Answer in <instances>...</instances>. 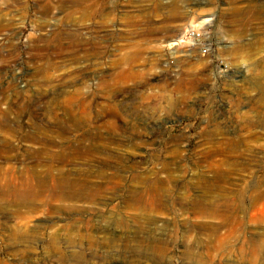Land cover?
Segmentation results:
<instances>
[{"label": "rangeland", "instance_id": "obj_1", "mask_svg": "<svg viewBox=\"0 0 264 264\" xmlns=\"http://www.w3.org/2000/svg\"><path fill=\"white\" fill-rule=\"evenodd\" d=\"M191 26L207 54L179 42ZM72 114L92 121L70 131ZM36 131L63 148L104 135L101 154L34 158ZM0 152V264H264V0H0ZM27 172L44 188L24 221ZM55 173L100 191L68 198Z\"/></svg>", "mask_w": 264, "mask_h": 264}, {"label": "bare ground", "instance_id": "obj_2", "mask_svg": "<svg viewBox=\"0 0 264 264\" xmlns=\"http://www.w3.org/2000/svg\"><path fill=\"white\" fill-rule=\"evenodd\" d=\"M49 19V18H48ZM50 20V19H49ZM49 26V25H48ZM66 37V36H65ZM64 43V42H63ZM89 65V64H88ZM79 77V76H78ZM86 78V77H85ZM84 78V79H85ZM82 82H83V80H81ZM76 82V81H75ZM74 82V83H75ZM67 84V83H66ZM79 84V83H78ZM80 84H81V82H80ZM102 83H100V85H101ZM64 85H65V83H64ZM63 85V86H64ZM68 85V84H67ZM99 85V84H98ZM99 85V87L100 88H98V89H100L101 91H104L103 89H101V87L103 86H100ZM81 86V85H80ZM108 86V85H107ZM51 87H53V86H51ZM103 87H105L106 88V90H107V87L106 86H103ZM77 88V87H76ZM75 88V89H76ZM91 88L89 87V90H90ZM62 90V89H61ZM70 90V89H69ZM83 90V89H82ZM68 91V90H67ZM71 91V90H70ZM79 91V90H78ZM85 91V90H84ZM88 91V90H87ZM50 92H52V91H50ZM55 92H56V88H55ZM81 92V91H80ZM89 94V93H88ZM39 95V94H38ZM74 95L76 96V95H78L77 94V92L76 93H74ZM81 95V94H80ZM84 94H82V96H83ZM44 96H46L45 94H44ZM58 96V95H57ZM69 96H70V93H69ZM73 95H71V98H70V103L71 104H78V107L80 108V109H82V110H85V111H87L88 109H87V105H86V103H85V100H82V99H79L78 97H72ZM19 97V96H18ZM48 97V96H47ZM54 97V96H53ZM40 98V97H39ZM46 99V98H45ZM68 101V102H69ZM65 103H67V101L65 102ZM67 104H69V103H67ZM70 104V105H71ZM103 104V103H102ZM65 105V104H64ZM94 105V104H93ZM99 105H101V104H99ZM68 107H69V105H67ZM104 106V105H103ZM71 107V106H70ZM69 107V108H70ZM75 107V106H74ZM107 108V107H106ZM9 109V108H8ZM13 109V108H12ZM47 109H48V107H47ZM10 110V109H9ZM64 110V109H63ZM71 110V109H70ZM6 111H8V110H6ZM47 111V110H46ZM49 111H50V109H49ZM48 111V112H49ZM68 111V110H67ZM67 111H65L64 113H67ZM9 112V111H8ZM71 112H73V111H71ZM89 112V111H88ZM50 113V112H49ZM104 114V113H103ZM67 115V114H66ZM70 115H71V113H70ZM73 116H69V120H67L66 119V121L70 124H68V126H70L69 128H70V131H77V128L80 126V125H82V124H84V122H85V124L87 123H89V121H92V120H90V119H87V118H77L76 117V114L74 115V114H72ZM80 115H82V114H80ZM85 115V114H84ZM83 115V116H84ZM89 115V114H88ZM105 115V114H104ZM48 116V115H47ZM50 116H52V115H50ZM56 116V115H55ZM55 116H53V118H52V120L53 121H51V122H53V123H55V124H57V117H55ZM58 116V115H57ZM106 116V115H105ZM60 117V116H59ZM66 117V116H65ZM115 118V117H114ZM50 120H51V118H50ZM59 120V119H58ZM61 120H62V122L64 121L63 119H62V117H61ZM60 120V121H61ZM101 120V119H100ZM66 121H65V126H66ZM3 122H5V121H3ZM113 122V121H112ZM12 123V122H11ZM64 123V122H63ZM102 123V122H101ZM45 124V123H44ZM110 124H111V122H110ZM9 125H10V123H9ZM57 125H59V124H57ZM64 125V124H63ZM89 125V124H88ZM113 125V124H112ZM102 126V125H101ZM101 126H99V127H101ZM106 126V125H105ZM7 127V126H6ZM58 127V126H57ZM95 127V126H94ZM115 127V126H114ZM113 127V128H114ZM46 128H47V126H46ZM51 128H53V127H51ZM93 128V127H92ZM106 128H108V127H106ZM106 128H105V130H106ZM4 129H5V127H4ZM7 129H8V127H7ZM50 129V128H49ZM60 129V128H59ZM58 129V130H59ZM80 129V128H79ZM94 129V128H93ZM115 129V128H114ZM33 130H35V129H33ZM51 130V129H50ZM57 130V129H56ZM57 130V131H58ZM61 130V129H60ZM59 130V131H60ZM103 131V128L102 129H100V131ZM43 131V130H42ZM53 131V130H52ZM101 131V132H102ZM11 132V131H10ZM3 133V132H2ZM2 133H1V136H2ZM9 133V132H8ZM46 133H48V132H46ZM53 132H51V134H52ZM55 133V132H54ZM57 133V132H56ZM62 133H63V131H62ZM3 134H5L6 135V137H8L9 135L8 134H6V133H3ZM11 134V133H10ZM14 134V133H13ZM50 134V133H49ZM48 134V135H49ZM50 134V135H51ZM105 134V133H104ZM52 135H54V134H52ZM57 135V134H56ZM4 136V135H3ZM67 136H68V134H67ZM74 136V135H73ZM104 136V135H103ZM103 136L101 135V134H98V135H96L95 137H92V136H86V135H84L81 139H79L78 141H76L77 142V146L76 147H74V144H73V141H67V140H65V143H67L68 144V146H66L65 148H63V144L61 145V146H58L57 145V141H56V139L53 137V138H49V137H46V135L44 136L41 132H39V131H36V132H34L32 135H28L27 136V141H29V142H31L32 144H38V145H40L41 146V148L39 149V151H34L35 153H34V158L36 157H41V156H46L47 157V159H49V161H51V162H56L57 163V160L58 161H60V162H66V161H69V162H73V163H78V162H80V163H85V164H87V165H90V163L95 159V158H97L100 154H101V152L99 151V150H97L96 149V147H93V145L94 144H90V143H88L89 141H99V143L101 142V141H103ZM57 137V136H56ZM14 138V137H13ZM25 138V137H24ZM58 138H60V136L58 137ZM57 138V139H58ZM10 139V138H9ZM64 139V138H63ZM62 139V140H63ZM7 140V139H6ZM5 140V141H6ZM12 140V139H11ZM62 140H60V141H62ZM25 141V140H24ZM59 141V140H58ZM14 142V141H13ZM64 142V141H63ZM5 144V143H4ZM3 144V145H4ZM59 144V143H58ZM27 145V144H26ZM5 146H6V148L8 149V150H10V151H12V145L11 144H9V145H6L5 144ZM33 147V146H32ZM57 149H59V151L57 150ZM5 150V149H4ZM16 150V149H15ZM2 151V150H1ZM57 151H58V155H57ZM1 153V152H0ZM2 153H5V151L3 152L2 151ZM103 155V154H102ZM14 158V157H13ZM20 158H21V156H20ZM43 158V157H42ZM19 159V158H18ZM43 160V159H42ZM41 160V161H42ZM22 161V160H21ZM37 161V160H36ZM96 161V160H95ZM38 162H39V159H38ZM97 163H98V161H96ZM40 163V162H39ZM93 163V162H92ZM95 164V163H94ZM107 165V164H106ZM73 166H75L74 164H73ZM83 166H85V165H83ZM105 166V165H104ZM103 166V167H104ZM98 167V166H97ZM92 168H94V166H92ZM92 170V169H91ZM100 170V169H99ZM52 172H54V170L52 169V168H50V170H49V174H51ZM81 172V171H80ZM83 172V171H82ZM87 172V171H86ZM91 172V171H90ZM104 172V171H103ZM109 172V171H108ZM112 172V171H111ZM155 172H157V171H155ZM57 173V172H56ZM53 174L52 175V178H53V181H54V184H55V189L57 190V186H58V188L59 189H69V190H71L70 192H68V198H78V199H80V198H93L94 196H97L98 194V192L100 191V189L99 188H94V187H91V185H89V184H87L86 182H85V184H82V183H80V181H77V182H71L70 180H67L66 178H64V175H61L62 177H60V178H58L57 179V174ZM93 173V172H92ZM107 173V172H106ZM151 173V172H150ZM27 174H28V172L25 174V176H27ZM83 174H86V173H83ZM91 174V173H90ZM97 174V173H96ZM124 174V173H123ZM11 175H12V177H14L15 175H14V173H11ZM77 175V174H76ZM106 175V174H105ZM145 175V174H144ZM73 176V175H72ZM75 176V175H74ZM93 176V175H92ZM109 176V175H108ZM141 176V175H140ZM163 176H165V175H163ZM173 176V175H172ZM77 177V176H76ZM78 177H80V176H78ZM86 177V176H85ZM97 177H100V178H102L103 179V174L102 173H99L98 174V176ZM148 177H149V175H148ZM174 177V176H173ZM173 177H172V180H173ZM87 178V177H86ZM90 178H91V176H90ZM93 178V177H92ZM100 178H97V179H100ZM108 178V177H107ZM97 179H95V181L97 180ZM121 179V178H120ZM147 179V178H146ZM145 179V180H146ZM23 180V179H22ZM21 180V181H22ZM82 180V179H81ZM93 180V179H92ZM142 180V179H141ZM140 180V181H141ZM171 180V181H172ZM21 181H20V183H18V187H17V189L14 191V198H15V200H18V199H20V200H22V201H24L26 204L25 205H27V206H25V207H27L28 208V211H27V214L24 216L25 218H23L24 219V221H25V219H29V217L30 216H33L34 214H35V212H34V210H37V208H33L32 207V205L30 204V203H32L33 204V202H35L36 200H37V198L39 197V195H40V191L44 188V182H43V180L42 179H40V177H38V176H36L35 174H32V173H30L28 176H27V178L21 183ZM87 181V180H86ZM99 181H101V180H99ZM114 181V180H113ZM122 181V180H121ZM87 182H89V181H87ZM92 182V181H91ZM166 182V181H165ZM173 182V181H172ZM197 182H200V184H201V181H197ZM203 183H204V180L202 181ZM96 183V182H95ZM106 183V182H105ZM219 183V182H218ZM115 184H117V180H116V183ZM221 184V183H220ZM105 185V184H104ZM118 185H120V184H118ZM122 185H123V183H122ZM135 187H136V185H137V183H136V185L135 184H133ZM199 185V184H198ZM111 186V185H110ZM121 186V185H120ZM119 186V187H120ZM117 187V186H116ZM124 187V186H123ZM149 192H152V193H156V194H160L161 193V191H162V187L158 184V183H155V184H151V185H149ZM166 187V186H165ZM167 187H171V186H167ZM223 187V186H222ZM105 188V187H104ZM126 188V187H125ZM137 188H140V187H137ZM103 189V188H102ZM129 189V188H128ZM134 189V188H133ZM168 189V188H167ZM131 190V189H130ZM148 190V189H147ZM220 190V189H219ZM118 191V190H117ZM222 191V190H221ZM115 192V191H114ZM167 192V191H166ZM184 193V192H183ZM218 193V192H217ZM113 194V193H112ZM121 194V193H120ZM145 194H147V193H145ZM208 194V193H207ZM127 195V194H126ZM209 195V194H208ZM217 195V194H216ZM220 196H221V194H219ZM187 196V195H186ZM190 196V195H189ZM212 196V195H211ZM218 196V195H217ZM216 196V197H217ZM143 197H144V193H142V191H138V190H131L130 191V196H129V198H127V201H125V203L126 204H128V205H130V204H132V203H139V202H141L142 200H143ZM159 199V198H158ZM180 199H182V197L180 198ZM186 199V198H185ZM71 200V199H70ZM154 200H156V199H154ZM162 200H164V199H162ZM167 201H168V199H166ZM165 200V201H166ZM204 201V200H203ZM90 202V201H89ZM159 202H162V201H159ZM198 203V202H197ZM169 204V203H168ZM167 204V205H168ZM196 204V203H195ZM204 204V203H203ZM206 204V203H205ZM162 205H164L163 203H162ZM131 206V205H130ZM210 206V205H209ZM125 207V206H124ZM128 207V206H127ZM169 207V206H168ZM162 208H166V207H162ZM161 208V209H162ZM260 209V208H259ZM126 210V209H125ZM151 210V209H150ZM161 211H163V210H161ZM195 212H198V211H195ZM234 212V211H233ZM148 213V212H147ZM20 214V213H19ZM203 214V213H202ZM108 216V215H107ZM111 216H112V214H111ZM20 217H23V215L22 214H20ZM228 217H230V216H228ZM108 219V218H107ZM221 219H223V217H221ZM80 220V219H79ZM120 220V219H119ZM150 220V219H149ZM74 221V220H73ZM78 221V220H77ZM132 221V220H131ZM223 221V220H222ZM75 222V221H74ZM80 222H82V221H80ZM105 222V221H104ZM107 222V221H106ZM105 222V223H106ZM129 222V221H128ZM145 222V221H144ZM73 223V222H72ZM79 223V222H78ZM77 223V224H78ZM86 223H88V222H86ZM107 224V223H106ZM109 224H110V222H109ZM240 224V223H239ZM243 224V223H242ZM79 225V224H78ZM77 225V226H78ZM88 225V224H87ZM75 226V225H74ZM94 226V225H93ZM69 227V226H68ZM234 227V226H233ZM40 228V227H39ZM74 228V227H73ZM73 228H71V229H73ZM77 228V227H76ZM90 228V227H89ZM85 229H87V227L85 228ZM93 229V228H92ZM116 229H118V228H116ZM146 229V228H145ZM145 229H144V231H145ZM75 230V229H74ZM148 230V229H147ZM146 232V231H145ZM122 233V232H121ZM156 233V232H155ZM77 234V233H76ZM80 234V233H79ZM153 234V233H152ZM70 235H71V233H70ZM123 235V234H122ZM93 236V235H92ZM125 236V235H124ZM142 236V235H141ZM147 236V235H146ZM80 237V236H79ZM88 237V236H87ZM90 237V236H89ZM74 238V237H73ZM104 238V237H103ZM109 238V237H108ZM83 239H85V238H83ZM115 239V238H114ZM130 239V238H129ZM134 239V238H133ZM97 240V239H96ZM105 240V239H104ZM132 240V239H131ZM130 240V241H131ZM151 240V239H150ZM150 240H148V241H145L144 242V240L141 242L142 243V245H139V249H138V251L139 252H141L142 254H143V256H145V258L147 257H150V255H152V258H157V259H162V260H165V259H167L166 258V256H165V252H164V250H163V248L160 246V245H157L155 242H151ZM219 240V239H218ZM90 241V240H89ZM128 241V240H127ZM133 241V240H132ZM79 242V241H78ZM100 242V241H99ZM129 242V241H128ZM225 242V241H224ZM82 243V242H81ZM73 244V243H72ZM90 244V243H89ZM95 244H97V243H95ZM99 244V243H98ZM126 244V243H125ZM223 244V243H222ZM107 245V244H106ZM127 245V244H126ZM113 246V245H112ZM133 246V245H132ZM110 247V246H109ZM135 247V246H134ZM98 248V247H97ZM129 249V248H128ZM112 251V250H111ZM147 251L149 252V253H147ZM83 252V251H82ZM126 254V253H125ZM108 255H109V253H108ZM114 255H116V254H114ZM117 256V255H116ZM138 256V255H137ZM143 256H140V257H143ZM106 257H108V256H106ZM107 259V258H106ZM109 259V258H108ZM148 260V259H147ZM152 260V259H151ZM154 262V261H153ZM157 263V262H156ZM78 264H80V263H78ZM137 264H140V262L138 263L137 262ZM142 264V263H141ZM144 264V263H143Z\"/></svg>", "mask_w": 264, "mask_h": 264}, {"label": "built area", "instance_id": "obj_3", "mask_svg": "<svg viewBox=\"0 0 264 264\" xmlns=\"http://www.w3.org/2000/svg\"><path fill=\"white\" fill-rule=\"evenodd\" d=\"M204 36L205 34L198 27L191 26L186 29L179 42L185 43L187 41L191 48H199L203 54H207L210 47L204 42Z\"/></svg>", "mask_w": 264, "mask_h": 264}]
</instances>
